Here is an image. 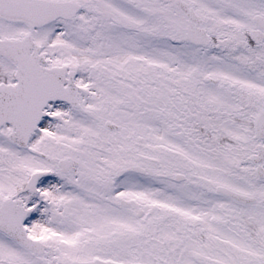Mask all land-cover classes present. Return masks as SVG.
I'll return each mask as SVG.
<instances>
[{
	"label": "snow or ice",
	"instance_id": "obj_1",
	"mask_svg": "<svg viewBox=\"0 0 264 264\" xmlns=\"http://www.w3.org/2000/svg\"><path fill=\"white\" fill-rule=\"evenodd\" d=\"M0 264H264V0H0Z\"/></svg>",
	"mask_w": 264,
	"mask_h": 264
}]
</instances>
